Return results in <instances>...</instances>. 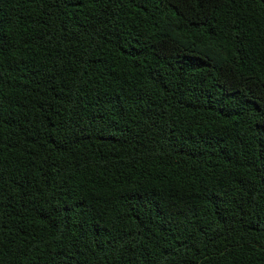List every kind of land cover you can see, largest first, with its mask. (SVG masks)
<instances>
[{"label":"trees","instance_id":"1","mask_svg":"<svg viewBox=\"0 0 264 264\" xmlns=\"http://www.w3.org/2000/svg\"><path fill=\"white\" fill-rule=\"evenodd\" d=\"M0 264H264V0H0Z\"/></svg>","mask_w":264,"mask_h":264}]
</instances>
